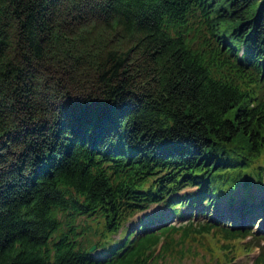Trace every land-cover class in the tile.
Masks as SVG:
<instances>
[{"label":"trees","instance_id":"obj_1","mask_svg":"<svg viewBox=\"0 0 264 264\" xmlns=\"http://www.w3.org/2000/svg\"><path fill=\"white\" fill-rule=\"evenodd\" d=\"M255 179L264 0H0V264H162L206 235L264 264V233L224 224ZM240 183L242 212L133 221Z\"/></svg>","mask_w":264,"mask_h":264},{"label":"rangeland","instance_id":"obj_2","mask_svg":"<svg viewBox=\"0 0 264 264\" xmlns=\"http://www.w3.org/2000/svg\"><path fill=\"white\" fill-rule=\"evenodd\" d=\"M263 184H260L256 181V179L251 183V188L257 196H263L264 195V190L262 187ZM188 191V189L184 190ZM244 194V190L242 188V184L240 183L233 191L232 195H241ZM214 199L213 207L210 209V213H214V215L219 212L221 209L223 211H228V203H227V197H220ZM188 201V200H187ZM219 201V202H218ZM220 201H223L221 203ZM178 207V206H176ZM183 215L178 216V214L175 216H172L171 218H167L168 221L177 223L183 220L185 217L184 215L187 214L189 211L188 208H183L181 206ZM166 207L161 205L160 203L153 204L149 210L143 213H138L136 216H134V223L138 221L139 217H142L144 221H147V215L151 216L150 223L155 221L157 218V214L159 212H166ZM261 219H255L254 222L251 224L252 229L258 230L259 228H262L264 226V213L262 214ZM153 219V220H152ZM168 221L165 222L167 223ZM233 223V220L231 221ZM159 223V222H158ZM157 223H153L152 225L155 226ZM148 225V224H145ZM232 225V224H229ZM156 227V226H155ZM249 238V239H248ZM201 244L199 242L192 243V251L195 249L197 253H188L184 255L183 257H169V259L166 260L165 263L162 264H211L212 262H216L217 259H220V264H228V261L232 259V261L229 264H250L251 258L258 253V247H254L252 250L248 251L246 250L245 245L242 244V241H248V243L253 244L255 240L251 238L249 235L243 240L236 239L231 241L230 243H226L228 245V249L224 250V248H220V241L218 240V236H211V235H206L200 240ZM223 241V240H221ZM224 242V241H223ZM189 242L185 243V246L188 245ZM226 254V255H225ZM216 259V260H215ZM215 260V261H214ZM159 264L160 260L158 261Z\"/></svg>","mask_w":264,"mask_h":264},{"label":"bare ground","instance_id":"obj_3","mask_svg":"<svg viewBox=\"0 0 264 264\" xmlns=\"http://www.w3.org/2000/svg\"><path fill=\"white\" fill-rule=\"evenodd\" d=\"M186 192H188V191H185L184 193H186Z\"/></svg>","mask_w":264,"mask_h":264},{"label":"water","instance_id":"obj_4","mask_svg":"<svg viewBox=\"0 0 264 264\" xmlns=\"http://www.w3.org/2000/svg\"><path fill=\"white\" fill-rule=\"evenodd\" d=\"M92 248H93V246L90 249H92Z\"/></svg>","mask_w":264,"mask_h":264}]
</instances>
